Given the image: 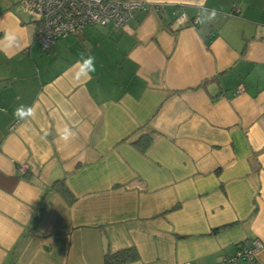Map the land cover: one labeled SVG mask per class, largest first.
Masks as SVG:
<instances>
[{"label":"crops","instance_id":"0c3cea01","mask_svg":"<svg viewBox=\"0 0 264 264\" xmlns=\"http://www.w3.org/2000/svg\"><path fill=\"white\" fill-rule=\"evenodd\" d=\"M125 1L145 7L44 50L23 0H0V264H104L130 247L122 264H216L264 243V0ZM21 104L34 115L17 121Z\"/></svg>","mask_w":264,"mask_h":264},{"label":"built area","instance_id":"2783aa9c","mask_svg":"<svg viewBox=\"0 0 264 264\" xmlns=\"http://www.w3.org/2000/svg\"><path fill=\"white\" fill-rule=\"evenodd\" d=\"M23 5L34 19L35 37L44 50L89 25L121 27L136 10L145 7L141 2L125 0H23ZM173 14L177 23L189 22L186 13L179 9ZM240 90L241 86L237 91ZM25 167L22 165L19 170L24 172ZM262 246L260 239L244 240L233 254L222 256L216 264H260L256 255Z\"/></svg>","mask_w":264,"mask_h":264},{"label":"trees","instance_id":"16d2710c","mask_svg":"<svg viewBox=\"0 0 264 264\" xmlns=\"http://www.w3.org/2000/svg\"><path fill=\"white\" fill-rule=\"evenodd\" d=\"M153 130H149L142 133L135 140L131 141V144L141 153H145L153 141ZM50 189L56 191L62 198L71 204L74 201V197L70 190L67 188L63 179L54 181ZM233 224H225L215 227L211 230V233H217L230 228ZM137 259L136 250L133 247L119 250L116 252H106L103 257L104 264H122L125 262L133 261Z\"/></svg>","mask_w":264,"mask_h":264},{"label":"clouds","instance_id":"9594fccd","mask_svg":"<svg viewBox=\"0 0 264 264\" xmlns=\"http://www.w3.org/2000/svg\"><path fill=\"white\" fill-rule=\"evenodd\" d=\"M202 13H207L208 14V20L212 21L216 18L217 16V12L215 9H212L211 11H209L208 9H203L202 8ZM199 23H202L203 21L201 20V17H198V21ZM9 39H12L9 37ZM83 62H85L89 67L91 72H95V58L91 55L87 56L86 58L83 59ZM78 63H80L78 61ZM83 68H84V63H81V71L79 73H77L76 79L78 80L80 78L81 75H83ZM90 79V77H88ZM0 111H4L6 112L7 109H0ZM34 115V110L33 108H30L26 105H18L17 107L14 108L13 112H12V116L14 119H16L17 121H23L25 120L27 117ZM49 133L47 131H45L44 136L41 137L42 140L46 139L47 135ZM75 134L71 131V129L65 127L64 129L60 130V139L64 140V141H68L70 137H73Z\"/></svg>","mask_w":264,"mask_h":264}]
</instances>
